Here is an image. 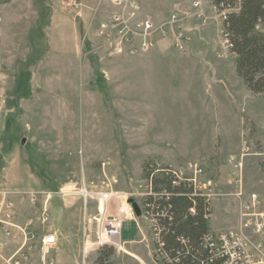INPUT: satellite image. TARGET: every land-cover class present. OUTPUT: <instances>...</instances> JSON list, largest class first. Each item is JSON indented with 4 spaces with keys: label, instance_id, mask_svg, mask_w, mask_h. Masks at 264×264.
<instances>
[{
    "label": "rangeland",
    "instance_id": "1",
    "mask_svg": "<svg viewBox=\"0 0 264 264\" xmlns=\"http://www.w3.org/2000/svg\"><path fill=\"white\" fill-rule=\"evenodd\" d=\"M140 1L141 16L168 29L156 30L154 48L135 53L158 56L153 62L124 59L134 54L129 46L116 50L97 35L111 0H0V190L39 193L37 208L21 205L19 221L39 225L49 207L60 237L55 264H79L84 202L78 191L83 183L102 189L94 185L107 180L106 158L112 160L108 176L120 179L110 209L125 218L122 247H114L111 259L159 264L149 221L129 203L139 201L148 158H129L130 146L157 147L180 165L214 159V167L221 156L227 165L217 164L222 194L213 201L214 230L241 223L232 156L242 163L241 198L252 188L264 193V96L238 75L221 14L211 0L199 8L192 0ZM177 30L188 35L184 49L169 38ZM127 125L135 144L124 139ZM89 212L98 214L97 200ZM89 252L88 262L99 255ZM32 264L43 263L35 255Z\"/></svg>",
    "mask_w": 264,
    "mask_h": 264
},
{
    "label": "built area",
    "instance_id": "2",
    "mask_svg": "<svg viewBox=\"0 0 264 264\" xmlns=\"http://www.w3.org/2000/svg\"><path fill=\"white\" fill-rule=\"evenodd\" d=\"M113 9L105 17L97 30V35L108 40L119 51L130 47L132 53L148 51L154 48V35L156 30H162L167 34L168 29L157 28L156 23L148 17L141 16L140 0H111ZM193 7H200L201 0H192ZM216 10L223 16L231 9L220 10L211 0ZM241 2L234 7L237 10ZM172 20H177V14H173ZM2 13L0 12V32L2 26ZM171 27L174 23L170 24ZM224 27V26H223ZM174 29V28H173ZM172 44L178 49H184L188 42V35L183 30L169 33ZM223 38L228 47V40L223 29ZM229 50V47H228ZM230 52V51H229ZM231 53V52H230ZM0 98V106H1ZM232 156L233 163V192L239 198L241 213L240 226L214 230L210 227L203 239V250L209 255V261H201L200 264H264V193L250 192L244 199L242 191V163L237 162ZM112 164L111 158L103 162V170L107 180L94 185V190L86 183L78 191L84 202L83 240L84 246L79 264H95V260L88 262L90 250H100L105 246L122 247V233L124 215L122 212H112L111 202L120 194L115 186L120 183L116 175L108 176L106 169ZM155 166L151 176H141L138 192L141 215L149 221V230L153 246V258L159 264H176L166 249L163 237L164 225L158 213L153 211L154 198L166 194V184L159 183L157 187L163 189L157 191L153 176L170 178L174 185L190 186L193 193L201 197L208 206L206 218L212 217L213 201L221 196V188L218 179L209 173L202 161H188L183 165L155 158ZM39 193L35 190L17 192L15 190H0V264H32L33 257L38 256L43 264H55L52 256L58 246L59 239L54 231L47 230L44 225L50 220L47 207L39 217V225L33 220L21 223L19 221L21 205L26 201L30 207L37 208ZM92 199L97 200L98 214L89 212V204ZM134 210V209H133ZM195 212V208H191ZM138 216V215H137Z\"/></svg>",
    "mask_w": 264,
    "mask_h": 264
},
{
    "label": "trees",
    "instance_id": "3",
    "mask_svg": "<svg viewBox=\"0 0 264 264\" xmlns=\"http://www.w3.org/2000/svg\"><path fill=\"white\" fill-rule=\"evenodd\" d=\"M241 2L240 7H234ZM220 9L231 10L223 16V29L229 51L235 57L236 71L247 88L264 96V0H213ZM148 158L143 164V176H151L155 166ZM156 184H166V194L154 198L153 211L164 225L166 249L176 264H200L209 261L203 250V239L208 232L207 203L193 193L190 186H177L170 178L153 176ZM195 208V212H191ZM114 248L99 250L95 264H116L111 256Z\"/></svg>",
    "mask_w": 264,
    "mask_h": 264
},
{
    "label": "crops",
    "instance_id": "4",
    "mask_svg": "<svg viewBox=\"0 0 264 264\" xmlns=\"http://www.w3.org/2000/svg\"><path fill=\"white\" fill-rule=\"evenodd\" d=\"M140 5H141V7H142V3H141V1H140ZM145 17H148V16H145ZM140 57V58H139ZM143 57V58H142ZM158 58V56H150V55H145V56H143V54H124V59H139L140 61H149V62H153V61H156L157 60V58ZM114 58V57H113ZM235 67H236V63H235ZM124 131H125V133H126V136H124V139L127 141V142H129V143H131V144H135V143H133L134 141H133V139L130 137V135L132 134V133H130V131H129V125H127V126H125L124 127ZM140 145L138 144V145H136V147H135V145L134 146H130V147H128V150H127V153L126 154H128V156H129V158H133V156L134 157H136V158H139V160H144V159H146V158H149V157H160V158H162V160H165V161H168V162H171V163H173V164H176V165H180V164H178L179 162H172V161H169V156L167 155V153H165L164 151H162L161 149H158L157 147H151V148H143V149H140V147H139ZM204 157H207V156H204ZM204 157H200V159L201 158H204ZM159 158V159H160ZM214 160V159H213ZM213 160H211V161H209V162H207L206 164H205V166L207 167V169H208V171H209V173L210 174H212V175H214L217 179H219V177H218V173H219V170H222L221 168L219 169L218 167H217V164H219L220 163V166L221 167H225L226 168V163L224 162L223 163V160H222V158H221V156L219 157V160L218 161H216L215 160V162H214V164H215V166L213 167L212 166V164H213ZM219 166V167H220ZM142 168V172H143V167H141ZM251 192H257V191H255L253 188L251 189ZM47 209H49V207H47ZM49 211V210H48ZM29 220H33V219H29ZM26 221H28V220H26ZM26 221H24V222H26ZM34 221V220H33ZM39 221V220H38ZM39 224H40V222H39ZM45 227H46V229L47 230H50V231H54L56 234H57V237H58V239H60V237H59V235H58V231H56L55 229H54V227L52 226V224L51 223H49V221L47 222V224L46 225H44ZM215 230H220V229H215ZM59 242H60V240H59ZM56 249V248H55ZM98 256H96L93 260H95L96 258H97ZM79 261H80V259H79ZM78 261V262H79Z\"/></svg>",
    "mask_w": 264,
    "mask_h": 264
},
{
    "label": "water",
    "instance_id": "5",
    "mask_svg": "<svg viewBox=\"0 0 264 264\" xmlns=\"http://www.w3.org/2000/svg\"><path fill=\"white\" fill-rule=\"evenodd\" d=\"M129 203L132 205V208L134 209V212L136 213V215L140 216L141 215V209L139 207L138 202L134 198H130Z\"/></svg>",
    "mask_w": 264,
    "mask_h": 264
}]
</instances>
